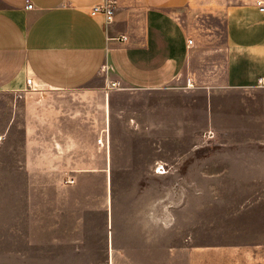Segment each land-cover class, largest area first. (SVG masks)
Listing matches in <instances>:
<instances>
[{"label":"crops","instance_id":"crops-1","mask_svg":"<svg viewBox=\"0 0 264 264\" xmlns=\"http://www.w3.org/2000/svg\"><path fill=\"white\" fill-rule=\"evenodd\" d=\"M103 1L0 0V264H264V242L199 248L192 212L167 257L166 192L151 214L148 179L205 185L191 193L209 197L210 227L237 218L244 233L255 217L243 195L264 185L258 0L226 6L225 78L187 84L184 101L178 13L192 0H115L111 23L91 15Z\"/></svg>","mask_w":264,"mask_h":264},{"label":"rangeland","instance_id":"rangeland-1","mask_svg":"<svg viewBox=\"0 0 264 264\" xmlns=\"http://www.w3.org/2000/svg\"><path fill=\"white\" fill-rule=\"evenodd\" d=\"M246 1L248 0H192V4L186 10L178 13L186 31V38L194 41V44L187 48V64L179 80L182 87L180 92L183 101L188 95L185 86L189 79L192 80L195 86L194 89L200 90L211 86L216 87L222 83L226 74L227 60V31L224 9L228 4L232 5ZM27 90L31 91L33 89ZM202 136L203 133L198 132L196 137L192 138L190 142H193V145H204ZM176 141L179 146L189 145L184 139H177ZM148 179L151 182L149 186L151 214L154 213L156 215L158 210L161 211L162 206L158 207L157 200L162 196L164 191L166 192L165 212L167 230L165 235L160 234V238L162 240L164 237L167 257L172 256L176 238L179 241L180 238L183 240L185 237H189L188 234L175 233L173 227L175 225H191V212L192 215H197L194 217L192 225H197L198 232L194 237L199 248L231 245L244 241L264 242V185L244 187L245 194L243 195V201H246L244 203L245 206H248L251 203L250 201L253 200H257V203L255 206V217L251 221L247 218L244 225L245 232L238 233L239 224L237 218H214L213 227H210L212 221L205 217L207 205L211 207V201H207L209 197L205 194L196 197L191 193L194 190L204 192L205 185L175 187L174 176H170L165 181H162L150 174ZM179 190H182L183 195L181 204L179 203V195L178 197H174V192H179ZM179 205L182 206V213ZM176 211H178V217L174 216ZM234 212H237V210H230V213ZM251 222L255 225L254 231H250V228L247 227V225H251ZM242 229L243 227H241Z\"/></svg>","mask_w":264,"mask_h":264},{"label":"built area","instance_id":"built-area-1","mask_svg":"<svg viewBox=\"0 0 264 264\" xmlns=\"http://www.w3.org/2000/svg\"><path fill=\"white\" fill-rule=\"evenodd\" d=\"M257 6L260 7V11L264 12V1L258 0L257 1ZM27 8L32 9L33 5L30 4L29 2L27 3ZM116 11V1L115 0H104L103 3L95 5L91 9V15L96 16V15H103L106 19V23H111L113 21L114 15ZM194 44V41L192 39L188 40V47H191ZM188 86H191L192 81L189 79L188 80ZM33 81L32 79L27 80V87L28 89H32ZM211 136V135H210ZM102 139L98 140V143H101ZM165 167L163 165L158 166L156 168V171L158 173H164L165 172ZM70 183H73V181H69Z\"/></svg>","mask_w":264,"mask_h":264}]
</instances>
